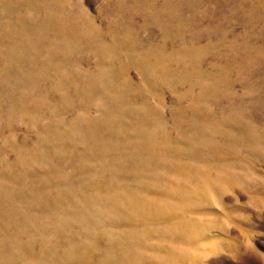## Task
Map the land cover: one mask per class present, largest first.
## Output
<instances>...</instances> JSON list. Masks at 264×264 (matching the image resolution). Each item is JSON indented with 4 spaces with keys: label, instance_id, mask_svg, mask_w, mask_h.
Returning a JSON list of instances; mask_svg holds the SVG:
<instances>
[{
    "label": "rangeland",
    "instance_id": "rangeland-1",
    "mask_svg": "<svg viewBox=\"0 0 264 264\" xmlns=\"http://www.w3.org/2000/svg\"><path fill=\"white\" fill-rule=\"evenodd\" d=\"M0 264H264V0H0Z\"/></svg>",
    "mask_w": 264,
    "mask_h": 264
}]
</instances>
